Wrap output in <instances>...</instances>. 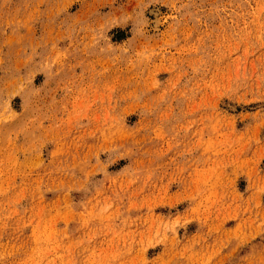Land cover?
Masks as SVG:
<instances>
[{"label":"rangeland","instance_id":"obj_1","mask_svg":"<svg viewBox=\"0 0 264 264\" xmlns=\"http://www.w3.org/2000/svg\"><path fill=\"white\" fill-rule=\"evenodd\" d=\"M0 264H264V0H0Z\"/></svg>","mask_w":264,"mask_h":264}]
</instances>
